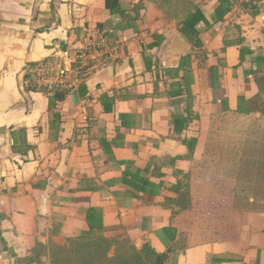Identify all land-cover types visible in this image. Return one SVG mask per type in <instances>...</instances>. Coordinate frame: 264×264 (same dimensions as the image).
<instances>
[{
    "label": "crops",
    "instance_id": "1",
    "mask_svg": "<svg viewBox=\"0 0 264 264\" xmlns=\"http://www.w3.org/2000/svg\"><path fill=\"white\" fill-rule=\"evenodd\" d=\"M108 2L0 0V264L118 233L170 264H264V197L190 244L172 204L187 177L236 175L264 125V0ZM86 37L103 46L63 98L29 90L30 65L68 67Z\"/></svg>",
    "mask_w": 264,
    "mask_h": 264
},
{
    "label": "rangeland",
    "instance_id": "2",
    "mask_svg": "<svg viewBox=\"0 0 264 264\" xmlns=\"http://www.w3.org/2000/svg\"><path fill=\"white\" fill-rule=\"evenodd\" d=\"M259 99L264 105V91ZM252 138L245 146L242 166L236 175L216 178L197 173L177 185L172 204L176 212L183 214L182 222L191 233L187 244L233 237L241 215L249 209V199L264 197V125L261 122ZM144 246L148 245L138 246L123 233L107 234L44 245L15 264H94L103 262L104 257L112 260L121 254L133 258L134 252H140Z\"/></svg>",
    "mask_w": 264,
    "mask_h": 264
},
{
    "label": "built area",
    "instance_id": "3",
    "mask_svg": "<svg viewBox=\"0 0 264 264\" xmlns=\"http://www.w3.org/2000/svg\"><path fill=\"white\" fill-rule=\"evenodd\" d=\"M85 44L76 51L75 56L69 61L67 67L65 62L56 58L45 59L29 68L31 85L36 90L52 91L56 88L70 87L79 81V72L97 60L102 40L85 38Z\"/></svg>",
    "mask_w": 264,
    "mask_h": 264
},
{
    "label": "trees",
    "instance_id": "4",
    "mask_svg": "<svg viewBox=\"0 0 264 264\" xmlns=\"http://www.w3.org/2000/svg\"><path fill=\"white\" fill-rule=\"evenodd\" d=\"M105 5H106L107 9H109L110 11L116 7L115 6L116 3L111 5V4H109L108 0H106ZM32 66L33 65H30L29 67H32ZM25 77H27V75ZM254 80L258 86V94L256 97H254L253 99H251L248 102V107H249L250 111L258 113L264 117V105L262 104V102L259 99V96L264 91V73L263 74H261V73L255 74ZM30 89L32 91H37L33 87H29V90ZM43 92L47 93V91H43ZM52 92L54 93L55 98H57V99L63 98V95L61 93L62 90H59L58 88H56ZM77 240H86V239H77ZM67 241H73V239H69ZM39 247H42V246L41 245L37 246L35 248V250ZM142 249L143 250H141L140 252H134L133 258H128V257H125L123 254H121L119 256L117 255L112 260L104 257L103 262H101V263L95 262L94 264H107L109 262H111L110 264H165L167 262V260H169V254H168L169 251H166L164 253H157L150 246H144ZM25 258L26 257L21 258V259H17L15 261L16 262L21 261Z\"/></svg>",
    "mask_w": 264,
    "mask_h": 264
}]
</instances>
